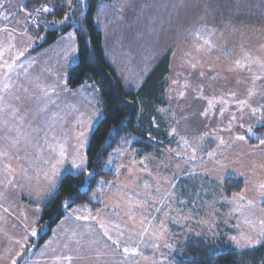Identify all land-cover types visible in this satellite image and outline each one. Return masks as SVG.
<instances>
[{
  "label": "snow or ice",
  "instance_id": "6c2138e0",
  "mask_svg": "<svg viewBox=\"0 0 264 264\" xmlns=\"http://www.w3.org/2000/svg\"><path fill=\"white\" fill-rule=\"evenodd\" d=\"M66 4L72 7V0H66ZM57 7L53 0L16 3L0 0V20L4 22L0 25V233L9 241V247L0 252V264H35L25 253L31 254L36 247L31 244V238L39 237L42 208L37 203L29 215L15 205V200L25 190L36 201L51 195L65 164L93 178L96 191L92 199L106 190L111 193L114 203L109 206L101 199L100 204L112 216L106 217L102 211L93 212L87 205H81L57 225L55 238L47 242L41 255L51 253V264H139L141 259L148 264H173L174 246L170 240L174 234L165 221L182 224L192 232L189 222L193 216L172 207L176 198L172 180L160 175L158 170L154 175L148 169L146 161L150 157L137 160L128 147L127 137L112 152H105L106 159L99 156L95 167H91L85 151L86 132L82 129H90L99 113L91 101L87 111L69 103V97L77 94L69 86L65 67H70L79 50L75 30L56 42L59 51L54 64L41 65L35 71L37 58L26 55L36 40L45 39L39 33L41 28L47 31L50 26L63 25L72 19V13L63 12L60 19H42L45 14L55 17ZM119 11H123V5ZM207 15L206 8L189 29L193 39L180 64L184 71L171 80L174 87L170 90L168 106L157 109L167 120L169 143L176 144L166 148L163 156L167 162H161V166L173 170V179L185 169H201L211 175L226 168L225 153L238 144L246 145L252 153H264V55L254 54L244 44L239 45L237 53L229 55L232 49L222 42L224 31L209 23ZM30 27L36 30L35 36ZM214 52L219 53L217 61L223 57L224 63L219 67L211 59ZM230 77L233 87L225 89ZM217 86L221 89L218 96ZM150 127L159 129L160 124L153 118ZM147 135L156 139L150 130ZM252 138L255 143L249 142ZM69 141H74L71 150ZM233 163L242 166L239 160ZM105 168L113 171L114 181L100 179ZM144 173L150 180L143 179ZM220 195L232 206L230 215L239 221L233 225L237 234L230 237L231 242L241 250L264 244V181L252 189L246 181L245 188L231 193L230 199L222 190ZM71 202L69 195L62 207H70ZM152 212L163 218L157 220ZM9 217L14 221L12 234L7 230ZM112 217L132 221L133 227L129 228L127 223L122 227ZM137 217L139 230H136ZM153 221H157L155 226ZM199 223L207 224L208 231L216 235L214 214ZM194 234L200 236L199 232ZM188 243L198 248L203 241ZM148 248L152 249L151 259L144 254ZM179 264L194 262L185 256Z\"/></svg>",
  "mask_w": 264,
  "mask_h": 264
},
{
  "label": "rangeland",
  "instance_id": "374dc122",
  "mask_svg": "<svg viewBox=\"0 0 264 264\" xmlns=\"http://www.w3.org/2000/svg\"><path fill=\"white\" fill-rule=\"evenodd\" d=\"M186 1L187 0H184L183 5H181L180 0H129V3H132V6H129L130 14L126 16V18L128 19L123 20V22L120 21L115 14L104 12L103 16L105 17L106 15V28L103 27L104 25H102L101 21L100 23L105 33V51L120 72L122 76V78H120L122 79V81L124 80L128 87H136V85L138 84V76L140 75L141 77V75L145 71L144 69L147 68L145 67L147 65H144V62L147 60V58L150 60L153 57V59L157 60L169 49L172 52L171 73L168 78L169 86L167 88V100L169 102V100L171 99L170 90L172 87H174L171 84V80L177 78V73H181L184 71L183 69H181L180 64L182 63L184 52L191 47V41L193 39V37H183L186 36V34L184 35L185 29L187 28V33H189V29L191 28V26L201 17V12L199 13V11H197L196 6L186 5ZM13 2L16 3L18 2V0H13ZM222 2L223 5L221 7L215 5L210 8L215 9L214 13H218L214 14L213 17L216 19H220V21H216V23L218 24L220 22V30L224 31V39L222 42L226 43L227 46L232 49V52L229 55H234L235 53H237L239 51V45L241 44L246 45L247 48L250 49L254 54L258 53L260 55H264V47H262L264 46V37H248L249 35H251L250 32L243 33L238 32L237 29L231 30V25L228 24L229 22L225 23L223 20L224 16H229L227 14L229 8H231V10L233 11V13L231 14H234L233 4L235 2L231 1L230 5H228L229 2H226V4L229 6L227 9L226 5L224 4L225 2L223 0ZM210 13L212 14V12ZM240 13L241 14L238 15L237 19L242 15L244 16L242 12ZM3 23L4 22L0 20V25H2ZM242 25L243 28L241 30H245V25ZM73 30L74 29L69 30L68 32ZM68 32L64 33L63 35L66 36ZM235 34L237 36H240H233ZM40 41L41 40H36L33 48H35V46ZM75 42L78 46L76 33ZM53 48H55V51H53ZM46 50L28 54L32 57L37 58L38 62L36 68L34 69L35 71H39L41 65L55 63L56 53L59 51V46H57L55 42ZM218 55L219 53L214 52L211 59L219 67L224 63V60L223 57H221L220 60L217 61L216 57ZM142 57L143 61L140 60ZM77 60L78 53L75 54V58L72 60L70 67L74 65ZM155 60H151L149 65L151 66ZM65 67L68 74L70 67ZM137 68L140 69L138 70ZM130 74H133L134 77L130 76ZM184 74L186 75L187 73ZM222 75H224V73H222ZM244 75L246 76L247 73H244ZM229 80L230 82L224 85L225 89L233 87V79L230 77ZM83 85V88H81V86H78L76 88L70 87L73 92H76L77 94L75 96L69 97V103H74L78 107H81V110L87 111L89 108V101H91L92 105H94L95 107V110L99 113L98 118H94V122L90 129H82L86 132L87 137V143L85 144L86 151L91 133L102 117L103 108L102 99L99 95L98 87L94 83H86ZM220 91V87L217 86V96L220 94ZM240 91L243 92V88H241ZM252 140L255 141V139L252 138L249 142L255 143ZM73 143L74 141H69V150H71V145ZM128 147L132 152L135 153L137 160L143 159L146 156L150 157V159L147 160L146 163L148 165V169L152 171L154 175L158 170L160 175L166 177L168 180H172V182L175 184L176 193V198L172 202V207L174 209H181L182 214H188L189 212H191L193 216L192 221L189 222V227L193 229L192 232H189L187 229H185L182 224H175L171 221H165L166 227L169 229L170 233L174 234L173 238L170 240V242L174 246L173 255L175 254L177 249L190 238H204L205 240L213 243L223 241L226 245L238 248L231 242L230 237L237 234V230L235 227H233V225L235 223H239V221L234 216L230 215L232 206L221 197L220 193L222 190L230 199L231 193L228 192L226 186V180L229 176H235L236 178L243 180L242 188L236 192H240L245 188L246 181L247 187L249 189H252L256 183L264 181V167H262V165H264V153H261L259 151L252 153L246 145L238 144L233 149H230L227 153H225L227 157L224 160V164L227 165L226 168L222 170H216L212 172L211 175L201 169H185L184 171L176 173L175 178L173 179V170L166 169L161 166V162H167L166 158L163 156V152L166 150V148L158 152L152 151L145 153L141 152L139 148L134 146L132 141H129ZM169 147H176V144L173 142V144ZM237 160L242 163V166H240V164L238 163H233V161ZM209 167H211V165H209ZM107 170L112 172L111 178L103 179L114 181L116 177L113 171L110 169ZM69 172L78 173L79 171L72 169L71 165L65 164L62 168V174L59 178L56 188L58 187L62 176ZM240 172H243L244 175H239ZM33 178L34 180L36 179L35 173L33 174ZM143 179L150 180L147 173L143 174ZM39 180L40 183L43 184L42 176L39 177ZM125 182L130 184L134 183L127 180H125ZM95 191L96 188L94 192ZM251 195V192H249L250 198ZM49 197L50 195H47L42 201H36L33 197L28 196L27 191L25 190V192L15 200V205H19L21 209L27 211L29 215H32L36 204L40 203V206L42 207L43 203ZM101 199L108 203L109 206L114 203L111 198V193L106 190L104 194H101L96 199H93L95 203L99 204V206L87 204L88 208L92 209L93 212H96L97 210L102 211L106 217H111V211L104 209L103 205L100 204ZM180 201H184V203H181ZM81 205L82 204H79L74 206L73 208L67 209L66 216H68L74 209L79 208ZM17 211H19V209H17ZM213 214L215 215L217 224L215 236H213L208 231L207 224L201 225L199 223L201 219L208 220ZM151 215L157 216V220L163 218L160 214L154 212H152ZM172 215L175 216L176 213L173 212ZM257 215H259V213H257ZM64 218L62 220H64ZM112 218L116 219V222L120 223L122 227L125 223L128 224L129 228L133 227L132 221L120 220L116 217ZM8 219L10 221L9 229L12 234L14 230L11 228V223L14 221H12L11 217H9ZM138 220L139 217H137L136 230H139ZM225 220L228 221L227 224L224 223ZM152 223L153 226H155L157 221H153ZM56 230L57 226L54 228L51 237L44 243L42 247L38 249L33 248L31 250V254L28 253L26 255L29 261H34L35 264H51V253L47 255H41V252L44 251L47 242L55 238L54 233L56 232ZM15 231L18 232V230ZM196 232H199L200 236H196L194 234ZM37 238L38 237L31 239H33V241H36ZM0 239V241H2L0 242V252H3L4 249L9 247V242L8 240H6L7 244L3 243L5 236L2 233H0ZM144 254L151 259L152 249H144ZM139 264H148V262L141 259ZM173 264H175L174 261Z\"/></svg>",
  "mask_w": 264,
  "mask_h": 264
},
{
  "label": "trees",
  "instance_id": "16d2710c",
  "mask_svg": "<svg viewBox=\"0 0 264 264\" xmlns=\"http://www.w3.org/2000/svg\"><path fill=\"white\" fill-rule=\"evenodd\" d=\"M111 0H72V7H68L66 0H53L58 5L55 17L43 15L42 19H60L61 13H72V19L63 25L50 26L47 31L39 30L45 39L38 42L30 52H38L53 45L69 30L74 29L78 43V60L68 71L69 86L76 88L86 83H94L102 99L103 114L91 133L86 152L95 167L99 156L121 144L127 137L141 152L161 151L171 146L170 138L166 135L167 120L158 108L168 106L167 88L171 71V51H168L154 66L143 83L136 90H128L116 73L104 49L102 30L96 23L99 4ZM35 36L36 30L29 28ZM128 101H136L129 104ZM155 118L160 124L159 129L151 128L150 122ZM152 131L156 139H150L148 131ZM253 142H256L252 140ZM106 159V156H105ZM100 179L111 178L112 172L106 168L102 170ZM80 171L66 173L62 176L58 187L43 203L40 234L31 244L40 248L52 235L54 228L66 216L67 209L76 205L99 206L91 198L96 188ZM229 193L239 191L243 180L229 176L226 180ZM72 197L71 206L62 207V202ZM200 240L203 243L193 248L188 241ZM179 255H175L176 253ZM28 253H25L27 255ZM174 254V263L179 264L185 256L194 264H264V244L244 250L226 245L223 241L213 243L204 238H190ZM22 264V262H21Z\"/></svg>",
  "mask_w": 264,
  "mask_h": 264
},
{
  "label": "crops",
  "instance_id": "0c3cea01",
  "mask_svg": "<svg viewBox=\"0 0 264 264\" xmlns=\"http://www.w3.org/2000/svg\"><path fill=\"white\" fill-rule=\"evenodd\" d=\"M223 1L225 2L224 4L226 5V9L229 7L228 5L231 4V1L235 2L233 4L234 5V14L233 15L231 14V13H233V11L231 10V8H229L228 13H227L229 16L228 17L224 16V20H223L225 23L229 22L228 24L231 25V30L232 29H237L238 32H243V33L244 32H250L251 35H249L248 37H258V38L259 37L260 38L264 37V0H223ZM226 2H229V4L227 5ZM121 5H123V11L122 12L119 11V8L121 7ZM186 5L196 6L197 11H199V13L201 12V16L204 15L205 9L207 8V12H208V15H207V18H206L207 21L208 22H212L213 24H216L219 27H221V23L220 22L218 24L216 23V21H220V19H218V18L216 19V18L213 17L214 14H218V13L217 12L214 13L215 9H211L210 7H213L215 5L221 7L223 5L222 0H216V1L215 0H191V1L187 0L186 1ZM129 6H132V3H129V0H127L126 3L124 2V0H111V1H103V2H101L99 4L98 10H97V14H96V23L99 26V28L102 30L104 41H105V33H104V30H103V28L101 26V23H102V25H104L103 27L106 28V25H105L106 15H105V17L103 16L104 12H108L110 14H115L118 17V19L123 22V20H127L128 19V18H126V16H128L130 14L129 13L130 12ZM159 11H160V7H159ZM210 12H212V14ZM240 12H242L244 14V16L242 15V16H240L237 19L238 15L241 14ZM210 15H211V17H210ZM231 15H232V17H231ZM100 21H101V23H100ZM214 21H215V23H214ZM242 24L245 25V30H241L243 28ZM187 32H188V30L186 28L185 29V33H184V35L186 34V36H183V37L184 38H192V36L189 33H187ZM233 36L238 37L240 35L237 36L235 34ZM103 44H104V42H103ZM46 49H43L41 51H44ZM104 49H105V47H104ZM41 51H38V52H41ZM168 51H171V50L168 49ZM168 51H166L157 60L153 59V57L150 60L147 58V60L144 62V65H147V66H145L147 68L144 69L145 71L141 75V77H140V75L138 76V84L136 85V87H134V86H131V88L128 87L126 85V83L124 82V80H123V83H124L125 87L128 90H136V89H138L139 86L143 83V81L147 77V75L151 72V70L157 64V62ZM33 53H37V52H29V53H27V55L28 54H33ZM145 54H146V52H145ZM107 57L110 60L112 66L115 69V71L118 74V76L122 78L120 72L118 71V69L116 68L114 63L111 61V59L108 56V54H107ZM140 60L143 61V57ZM151 60H155V61L150 66L149 63H150ZM137 69L139 70L140 68H137ZM170 73H171V71H170ZM133 74H134V72H133ZM133 74H130V76L134 77ZM7 230L9 231V234H11V231L9 229V225L7 227ZM6 240H8V238L5 236V239H4L3 243L7 244ZM0 242H2V241H0Z\"/></svg>",
  "mask_w": 264,
  "mask_h": 264
}]
</instances>
